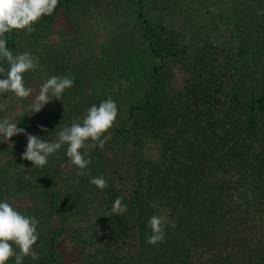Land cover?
<instances>
[{
	"label": "trees",
	"instance_id": "16d2710c",
	"mask_svg": "<svg viewBox=\"0 0 264 264\" xmlns=\"http://www.w3.org/2000/svg\"><path fill=\"white\" fill-rule=\"evenodd\" d=\"M154 1L59 0L31 34H5L13 55L32 53L35 46L47 48L60 39L55 25L66 15L98 10L104 16L120 11L124 29L115 25L117 30L137 33L123 56L126 64L118 61L112 69L119 75L129 63L131 78L122 79L140 90L119 91L116 120L101 137L118 140L128 154L129 170L112 174L115 161L102 157L103 148L81 149L91 158L84 170L88 175L65 177L61 193L49 185L60 184L62 162L70 161L64 148L50 167L55 156L50 155L41 168L45 174L39 176L50 210L43 252L37 260L25 257L22 264H69L56 245L64 227L68 229L66 213L74 207L71 193L77 185L101 196L104 204L102 213L87 218L88 227L81 226L83 236L70 238L77 256H85L82 263L96 258L98 264H264V0H156L161 6H155L153 15ZM4 62L0 66L6 69ZM168 62L182 64L178 86L171 91L161 86ZM56 70L57 76L65 75L61 63ZM73 86L56 100L59 115L52 111L50 117L60 118L50 135L59 126L81 122L90 108L75 102L78 93L69 91ZM22 138L0 146V202L18 212L31 206L24 198L32 195L31 189L21 191L29 185L26 181L12 199L8 196L21 181V169L32 165L21 159L27 145L26 136ZM107 166L113 167L108 171ZM97 175L107 188L89 184ZM117 197L126 205L122 214L112 213ZM35 211L28 210L34 217ZM154 215L167 217L175 227L165 222L163 242L150 245L148 221ZM97 219L99 230L93 224ZM7 263L15 264L14 257Z\"/></svg>",
	"mask_w": 264,
	"mask_h": 264
},
{
	"label": "rangeland",
	"instance_id": "374dc122",
	"mask_svg": "<svg viewBox=\"0 0 264 264\" xmlns=\"http://www.w3.org/2000/svg\"><path fill=\"white\" fill-rule=\"evenodd\" d=\"M154 3V7L151 8V14L153 15L156 14L155 6H161L159 1L155 0ZM121 15L122 13L118 10L108 16H104L103 11L100 10H98L97 13L79 11L76 15H71L69 17L66 15L64 19L58 21L55 25V31L60 39L57 42L54 41L49 43L47 48L35 46L33 50H31L32 53L30 54L38 58V65L34 70L25 72L23 74V79L25 87L33 90L32 94L28 98L22 100L17 99L11 93L0 96V121L7 119L9 122L17 123L18 128H23L27 133L45 139L48 142L55 141L58 138V133L64 127H70L73 122L70 126H59L58 132L54 135L48 133L51 129L57 128V126H53V124L58 122L59 120H56L60 118L59 116H53L59 115L56 111L58 109L56 99L49 101L38 113L29 114L27 111L28 105L31 104L34 97L38 94L40 85L46 82L50 77L57 76L58 71L56 69L59 63H61L66 70L63 76L71 77L75 80L73 88L69 89L73 95L76 92L78 93L77 97L74 98L75 102L80 103L82 101L91 104L90 107L92 105L99 106L102 101L108 98L115 101V98L119 94L121 95L119 91H124L125 89L129 91L132 89H134V91L140 90L138 84L134 86L127 84V88L121 86L123 76L131 78L130 75L133 68L130 67L129 63L119 75L112 69V64H116L118 61L122 65L126 64L127 60H125L123 56L128 55L126 49L130 43L134 44L137 35L136 30L131 28H129V31L126 30L127 34L117 30L118 28L124 29L123 23L125 18L120 17ZM173 24H179V20L174 19ZM115 25H117L118 28ZM223 27L224 26H221V28ZM20 53L22 52L14 55ZM134 61H136L135 58ZM4 64L8 68L6 61ZM181 67L182 64L180 66L178 63H167L166 68L163 69V76L161 79V86L164 90L171 91L178 86L180 80L179 68ZM5 74L6 73H0V78H3ZM92 84H94L93 86L95 87L90 88L89 93L87 89L92 86ZM78 89H80V91H78ZM67 105L68 102L65 104L66 109ZM52 111L53 117L51 118L50 115ZM17 120H21V122H19L21 124H19ZM41 127L46 128L47 131H41ZM17 136H20V138ZM22 136L25 135H15L6 142L3 141V137L0 136V146H4V144H14L19 140H23ZM104 139L106 142L103 147L104 156L102 157H109L115 161L114 166L116 167V171L112 172V174L127 173L129 170V157L125 149L119 144L117 139L111 138L109 135L105 136ZM64 148H66V145L61 147V149ZM61 149L54 153L55 156L52 157L53 161L51 165H49L50 167L55 166ZM2 158L3 155L0 152V161ZM112 167L113 166H107V170L109 171ZM105 168L106 167L103 169L102 165H100V169L103 170V172ZM42 174L45 173H43L41 168H32L31 164L28 167L22 168L19 175L21 181L18 185H16L17 182L13 185L10 189L13 193L8 195H11L12 199L16 192H20V184L26 181L29 182V185H24L21 191L27 193L29 189L32 190V195L30 194V197L24 198L25 204L31 202V206L20 211V213L34 217V214H30L31 212H28V210H36L35 218L39 221L37 225L39 237L34 245V251L38 253V255H41L43 252L41 248L43 236L44 233L47 232L46 226L49 222L47 217L50 214L48 202L45 201L46 195H44L42 191L45 186L43 184L44 181L40 180L39 177ZM99 174L102 175L101 173ZM100 175H97V177ZM67 176H76L75 167L71 165L70 162L68 164L62 162L61 174L57 176L60 184H50L49 186L58 189V191L62 193L64 180ZM82 188L83 187L77 185L75 190H73V194L71 193L74 207L69 208L68 213H66L68 229L64 227V231L61 232L57 241L56 250L59 253L66 254V256L68 255L66 258L69 264H98L96 258H92L94 260L92 262L88 259V261L82 263L85 256H77L78 254L76 251L78 248H75L76 245L72 247L73 241L70 239L73 235H76L77 238L80 239L84 231L81 226H89L87 224V218L93 219L96 217L95 211H97V213H102L104 210V204L100 203L101 196L98 194L92 195L85 190H81ZM5 199H8L7 196ZM52 222L53 221H51V223ZM93 224L98 230L102 228V222L99 219L95 220ZM96 234H99V232H96ZM80 243H82V241ZM81 251H83V249Z\"/></svg>",
	"mask_w": 264,
	"mask_h": 264
},
{
	"label": "clouds",
	"instance_id": "9594fccd",
	"mask_svg": "<svg viewBox=\"0 0 264 264\" xmlns=\"http://www.w3.org/2000/svg\"><path fill=\"white\" fill-rule=\"evenodd\" d=\"M59 0H0V61H6L7 70L0 66V73H6L0 78V96L7 93L13 94L17 99H26L32 94V89L25 87L23 74L34 70L38 65V58L24 52L17 55L7 47L4 38L6 33L13 30H25L31 34L35 25L42 17L51 15L58 5ZM264 14V13H260ZM74 79L66 76H52L40 85L38 94L28 105L29 114L38 113L51 100H60L63 92L71 88ZM121 84L127 88V83ZM118 114V108L111 98L102 101L99 106L92 105L88 108L79 123H73L70 127H64L55 141L48 142L35 135L27 133L23 128H18L17 123L7 119L0 121V136L3 141H8L15 135H25L27 145L21 159L30 161L32 168H42L48 162V157L62 146L66 145L65 155L77 171L75 175L87 176L84 170L91 163V158H85V153L93 148H103L105 139L102 136L113 126ZM41 131H47L41 127ZM85 150V153L81 152ZM89 184L99 190L107 188V182L102 177H91ZM123 197H117L112 206L113 214H122L126 211V205L122 204ZM171 223L167 217L152 216L148 221L151 235L147 243L155 245L163 242V224ZM39 221L35 217L21 214L7 201L0 202V264L13 258L15 264H22L25 257L33 260L39 259L38 253L33 250V245L38 240L37 225Z\"/></svg>",
	"mask_w": 264,
	"mask_h": 264
}]
</instances>
